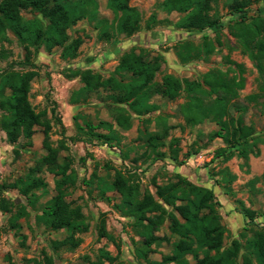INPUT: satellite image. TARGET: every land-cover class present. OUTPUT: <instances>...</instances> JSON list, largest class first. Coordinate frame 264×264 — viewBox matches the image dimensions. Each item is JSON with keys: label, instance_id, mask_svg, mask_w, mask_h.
Masks as SVG:
<instances>
[{"label": "trees", "instance_id": "16d2710c", "mask_svg": "<svg viewBox=\"0 0 264 264\" xmlns=\"http://www.w3.org/2000/svg\"><path fill=\"white\" fill-rule=\"evenodd\" d=\"M99 1H105L107 10L112 14L113 20L110 23L107 19L97 17ZM220 1L163 0L157 5L158 11L177 13L181 17L171 24L167 19L158 20L156 13H152L144 27L151 30L157 25L170 23L178 30L198 33L211 31L213 37L203 35L197 44L182 40L177 41L172 48L181 65L199 60L208 62L223 46L219 34L224 28V22L217 8ZM257 2L258 0H222V6L231 16L227 25L230 34L242 46L244 53L256 62L257 71L264 77V64H257V59L264 61V16L260 13L256 16L249 15L251 6ZM22 12L39 14L41 18H24ZM81 20L96 22L97 29L99 28L98 39L105 42H110L119 35L131 37L141 28V16L136 8L129 5V0H0V41H7V33H11L26 52L24 64L41 47L47 53L60 48L61 59L72 61L78 56L82 40L71 39L67 31ZM5 54L3 51V58L6 57ZM162 63L164 59L160 55L149 57L143 52H129L121 56L113 74L106 79L90 69L69 71L64 75L66 79L79 78L81 83V87L71 94L72 103H86L92 93L105 91V100L114 106H111L114 112L113 122L99 121L97 125L86 122L87 133L92 139L101 141L108 147L120 148L122 132L131 129V115H134L141 119V127L137 128V136L133 140L135 144L126 149L124 158L128 159L130 154H134L131 162L135 165L138 161L146 163L151 158L154 162L168 156L170 160L182 165L184 162L178 161L180 140L169 138V131L174 127L167 125L164 119L151 129L152 120L142 118L159 109L158 104L152 102L154 97L175 101L183 93L186 101L180 106V113L184 123L194 127L209 120L217 127L208 135V139L212 141L218 138L224 146L214 152L213 159H220L223 164H227L236 157L247 164L250 156H259V143L252 136L253 128L245 125L240 115L235 118L231 112L232 109L239 113L245 110L244 107H235L232 102L245 86L242 76L244 72L240 65L234 64L239 76L234 74L229 77L228 71L211 68L201 80L180 79L173 74H165L157 81L156 75ZM29 65L35 68L33 64ZM32 68L25 72L5 70L0 75V131L4 132L6 142L14 145L20 139L29 140L35 133V128H41L44 136L42 143L47 153L23 177L0 186V211L12 214L15 208L13 202L2 195V190H16L34 205L37 202L36 192L46 188V183L38 173L44 168L48 169L58 177L55 183L58 195L45 204L41 214L36 216V222L51 231L63 230L66 233L61 241L52 242L54 250L61 247L73 250L81 242L76 235L87 231L81 208L71 206L65 200L68 189L76 184L77 175L70 169V164L56 162L58 150L48 142L51 123L45 112H35L29 102L31 82L39 76L37 70ZM261 91L264 95V84ZM259 97L260 94H250L245 99L252 103ZM193 154H197V150L191 147L184 158ZM105 170L106 177H98L93 172L84 183L88 186L96 183L100 196L109 192L118 195L115 210L131 219L133 231L141 239L142 248L135 249L137 260L146 259L149 253H153L152 246L160 247L163 238L154 233L167 221V229L175 240L171 244L170 253L163 255L156 264H190L188 258L193 260V264H264V229H252L248 236L244 233L247 231L244 228L239 239H233L228 247L223 246L226 229L221 224L217 211L219 203L212 190L198 187L177 174L173 180L162 185L157 184L153 177L152 185L156 189L152 194L147 187H142L138 177L134 176L133 179L129 176L131 171L127 170L125 175L120 170H113L111 176L109 172L112 168L108 164L105 165ZM132 170H138V166H133ZM219 174L225 185L236 181V174L230 172L227 166ZM242 214L255 225L252 211L244 208ZM27 216L25 211L16 207V212L9 221H18ZM97 236L113 243L119 252L120 247L106 230L104 217L97 224ZM241 250H244L242 254ZM102 256L108 262H115L117 259L108 252H102ZM43 263L53 264L52 258L43 254L42 261L29 260L27 264Z\"/></svg>", "mask_w": 264, "mask_h": 264}, {"label": "rangeland", "instance_id": "374dc122", "mask_svg": "<svg viewBox=\"0 0 264 264\" xmlns=\"http://www.w3.org/2000/svg\"><path fill=\"white\" fill-rule=\"evenodd\" d=\"M163 0H129V5L136 8L141 16L140 31L131 37L119 35L110 42L98 39L96 22L87 20L78 21L72 26L67 34L71 39L82 40L78 56L72 61L61 59V49L54 48L47 53L40 48L36 54L30 57L29 62L24 64L25 50L18 43L17 39L7 33L8 40L0 41V75L5 70L25 72L32 67L37 70L39 76L31 82L29 102L35 112H45L49 120L50 130L48 142L50 146L57 149L56 162L70 164L77 175L74 187L68 189L65 197L66 202L71 206H79L87 225V231L76 235L81 242L73 250L61 247L57 250L52 248V242L61 241L66 233L63 230L51 231L36 222V216L40 215L46 203L57 194L55 183L58 177L44 168L38 173L46 183V188L36 192L37 202L31 205L30 202L20 195L16 190H2V195L13 202L16 207L25 211L28 216L18 221H9L12 214L0 211V264H27L29 260L42 261L43 254L52 258L53 264H156L161 261L165 254L171 251V244L175 240L167 229L168 222L154 233L162 237L160 247L152 246L153 253H149L146 259L137 260L135 249L142 248L141 239L132 228V221L129 217L118 213L114 204L118 203V195L115 192L106 193L100 196L93 186L85 185L94 172L98 177H106L105 165L108 164L112 170H120L125 173L129 170L134 179L138 177L142 187H147L152 194L155 187L152 185V178L159 185L173 180L177 174L186 178L192 184L212 190L219 203L217 209L221 224L225 227L223 246L228 247L233 239H239V234L246 228L248 236L253 230L264 229V77L257 71L256 62L251 60L247 53H244L242 46L230 34L227 28L231 16L226 8L222 6V0L218 4L219 14L224 28L219 37L223 46L220 51L213 55L208 62L194 61L187 65H181L173 53V46L177 41H192L199 43L203 35L213 37L210 32L198 33L196 31L178 30L169 24L155 26L147 30L145 22L152 13H156L158 20L167 19L171 24L175 23L181 15L177 13L166 14L157 10V5ZM98 18L107 19L110 23L112 14L106 8L105 1H99ZM250 16L259 13L264 16V0H258L250 9ZM24 18L40 17L39 14L22 12ZM41 18V17H40ZM32 50V48H31ZM3 51L6 57L3 58ZM143 52L149 57L160 55L164 59L156 80L160 81L165 74H173L180 79L201 80L202 76L211 68H219L228 71V76H239L238 64L243 68L244 89L239 92L238 98L232 101L235 107L245 108L243 112L232 114L237 118L241 116L242 122L253 128L252 136L258 141L259 156H250L248 163L233 157L227 164L220 159H213L214 152L223 147V142L216 138L209 141L208 135L214 132L217 127L209 120H204L194 127L187 126L181 116L180 106L185 103L184 94L175 101H169L161 97H154L152 102L158 104L159 109L143 117L152 120L151 129L156 127L158 121L166 119V123L174 128L169 131V138L175 137L180 140L178 161L182 165L167 158L152 162L151 158L142 163L138 161L135 165L131 162L134 154L128 159L124 158L126 149L135 143L137 128L141 127V119L133 117V125L127 132H122L123 139L121 147H108L101 141L92 139L87 133L86 122L97 125L99 121L113 122V105L105 100L107 92L99 91L92 93L86 103L74 104L71 102V94L81 87L79 78L66 79L65 74L69 71H83L90 69L101 75L103 79L111 76L118 65L123 54ZM257 64H264V61L257 59ZM260 94L256 102L248 103L246 96ZM112 106V107H111ZM1 116V112H0ZM97 131V130H96ZM95 131V132H96ZM100 132V131H97ZM101 133V132H100ZM43 133L41 128H35V133L29 140L20 139L17 144L11 145L6 142L4 132L0 131V186L11 184L18 178L23 177L28 171L38 165L42 156L47 152L43 147ZM166 140V142L169 140ZM63 149H62V148ZM193 148L197 154L184 158L186 152ZM166 150V148L164 149ZM145 161V159H143ZM133 166L138 170L133 171ZM227 166L229 171L236 174V181L225 185L221 180L219 171ZM70 172V170L68 171ZM230 194L227 195V193ZM247 209L253 212L254 224L247 220L242 212ZM171 211L170 207H167ZM101 217L105 218L106 230L114 238L118 245L119 252L113 243L106 239H99L97 236V224ZM102 252H108L116 257L115 262H108L102 256ZM244 250H241V254ZM189 263L193 260L188 258ZM44 264V263H43Z\"/></svg>", "mask_w": 264, "mask_h": 264}]
</instances>
